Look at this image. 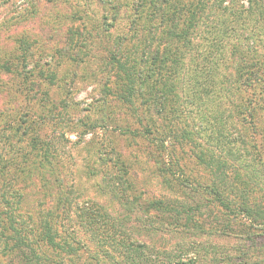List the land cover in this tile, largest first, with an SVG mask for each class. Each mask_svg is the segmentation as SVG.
Segmentation results:
<instances>
[{
	"label": "rangeland",
	"instance_id": "1",
	"mask_svg": "<svg viewBox=\"0 0 264 264\" xmlns=\"http://www.w3.org/2000/svg\"><path fill=\"white\" fill-rule=\"evenodd\" d=\"M136 1L0 0V63L10 61L9 57L17 49V39L35 38L36 47L48 49L61 45L70 26L85 27L84 32H88L91 23L95 27L105 26L110 32L108 43L115 37L130 36L128 21L135 14L131 6ZM238 2L244 9L248 8L246 0ZM211 4L212 10L201 16L193 32L190 50L180 64L182 71L177 74V80H171L173 95L180 100L181 115L175 120L178 124L167 125L170 132L160 130L164 145L151 139L156 134L133 137L119 131L117 124L132 129L140 127L124 107H112V120H98L93 107L102 100L106 53L98 40H93L95 31H89L92 35L84 41L87 54L77 69V80L70 77L71 66L62 63L57 68L56 86L50 89L49 99L56 102L58 110L53 112L57 111L58 117L37 128L33 136L38 135L46 144L47 158H55L52 163L56 162L57 176H54L58 182L50 180L43 187L42 181L33 174L26 180L15 173L11 184L21 195L23 213L27 209L36 217L40 211L42 215L46 211L55 212L59 217L53 228L60 238L57 241L75 246L78 243L79 250L70 253L64 264H86L88 260L92 264H252L260 258L257 246L264 240V225L252 223L244 216L226 214L204 190L213 175L200 163L199 157L201 149L203 153L208 149L216 158L226 159L229 167L225 172L229 186H234V194L242 191L251 204L257 203L260 209L257 211L264 214V146L245 113H254L259 121L256 126L264 129V101L257 91L262 81L253 84L255 87H242L237 77L240 60L230 53L233 45H238L242 52L264 55V30L260 23L254 24V14L243 16L245 27L241 26L237 32L228 26L222 27L218 21L223 16L228 21H234V17L219 11L217 2ZM152 19L154 26L143 31L147 37L149 32L153 33L147 51L159 49L163 39L158 17ZM138 36L143 37L140 33ZM0 82L4 84L0 88L1 127L6 119L13 120L16 115V121L20 115L17 86L21 77L8 75L0 68ZM64 83L68 89L63 87ZM40 84L46 87L48 82L40 81ZM65 103L68 111L61 110ZM51 106L52 103L41 104L37 113H47ZM168 109L166 106L159 111L161 116L145 111L157 126L163 124L162 118L169 117ZM152 111L155 113V109ZM28 115L32 117L31 112ZM82 120L95 123V128L83 126ZM69 123L75 127L74 131H70ZM212 126L219 129L221 137L215 136ZM11 127L18 126L14 123ZM186 132L191 133V138L180 139ZM239 133L249 135L245 144L241 143ZM28 141V136L18 142L17 136L10 132L1 133L0 166L11 157L21 159L25 152H30ZM222 143L228 144L225 148L231 147L236 154L225 155V150L220 148ZM46 148H41L43 154ZM251 149L257 153L256 160L248 154ZM258 158L262 159L260 164ZM5 183L1 174L0 186L5 187ZM234 194L229 198L226 195V199L238 205ZM157 202L163 204L160 210L153 208ZM91 212L99 214L97 225L91 223ZM4 251L5 255L0 254V264H8L4 257L9 250ZM26 253L25 249L20 250L18 256L24 260ZM13 258V264H22Z\"/></svg>",
	"mask_w": 264,
	"mask_h": 264
},
{
	"label": "trees",
	"instance_id": "2",
	"mask_svg": "<svg viewBox=\"0 0 264 264\" xmlns=\"http://www.w3.org/2000/svg\"><path fill=\"white\" fill-rule=\"evenodd\" d=\"M246 1L248 4L247 9H244V6H241L238 0H137V3H132L131 6L135 14L128 21L130 36L124 35L119 39L115 37L111 43H108L110 42L108 40L110 36L109 29L104 25V28L95 27L93 23H91L92 26L88 32H84L86 30L85 27L70 26L63 35L61 45L51 46L48 49L36 47L38 41L28 36L16 40L17 49L9 57L10 61L0 63V68L8 75L12 73L15 77H21V83L17 86V93L21 99V104L17 108L20 115L16 121L14 119L16 115L12 117L13 120L11 118L9 120L6 119L4 125L0 127V134L8 131L10 135L17 136L18 142L28 136V144L31 147V151L25 152L21 159L11 157L7 163H3L0 166V170H2L0 175L2 174L3 179H6L5 187H3L4 185L2 186L3 188L0 186V237L2 238H0V247H2L0 248V254L5 255L4 250H9V253L4 257L7 258L8 264H13L14 256L19 259L18 262L22 261V264H64V262L68 261L70 253L74 254L75 250H79L76 249L78 243L75 246L71 242L57 241L59 236L53 228L59 217L55 212L46 211L42 215L43 211H40L36 217L27 212V209H24L23 213L20 207L21 195L15 192L11 182L15 179V173H17V176L21 175L18 176L20 178L24 176L26 180L33 174L38 178L39 182L42 181L41 186L43 187L50 180L55 183L58 182L57 175L54 172V170L57 171L56 162L52 163L55 158L53 157L51 160L47 158L46 144L40 141L38 135L33 136V134L40 129L39 127L44 126L47 121L48 123L55 121L58 117L57 111L53 112V110H58L56 102L54 100L51 102V99H49L50 89L56 86V70L62 63H66L73 70V72L69 73L71 79L77 80V69L81 68V64L87 54L85 51L87 46L84 41L88 39L89 35H92L89 31H95L93 40H98L99 46L106 53L102 69L104 74L101 89L102 100L97 102V104L99 103L97 107H93L99 116L98 120L110 121L113 119L112 109L124 107L136 118L140 127L132 129L117 124L116 127L119 128V131L130 133L133 137L156 134L151 139L156 141L157 144L162 143L164 145L163 133L160 130H165L167 133L170 132L171 129H167V125L177 122L175 120L181 115L179 110L180 100L177 95H173L174 83H171V80H177V74L182 71L180 64L190 50L193 32L198 28L201 16L212 10L213 5L211 3L217 2L220 6V8L217 7L219 11L223 10V12H228V17H234V21H228V18L223 16L218 21V25L222 27L228 26L231 31L237 32V30L241 29V26L245 27L244 22L246 20L243 16L254 14V24L260 23L264 30V0ZM153 16L158 17V28L162 27L161 34L163 39L160 42L159 49L155 48L152 51H147V48L150 47L153 33L149 32L147 37L143 31L145 27L154 26ZM252 30L254 29L252 28ZM256 30L260 31V28L257 27ZM139 33L143 37L139 38ZM146 52L149 54H146ZM230 53L233 57L237 56L240 60L241 66L237 69V77L240 79L242 87H255L253 84L256 85L257 81L260 83L262 81L257 91L259 98L264 101V55L258 56L252 51L250 53L242 52L239 50L238 45H233ZM249 60L250 63L247 64ZM40 81L48 82L47 86L40 84ZM31 86L35 90H32ZM67 86L68 84H63V87L68 89ZM57 87L61 88L60 86ZM0 88H4V84H1V82ZM43 90L44 93L40 95V91ZM42 96H44L43 99L41 98ZM13 103L16 104L15 101ZM49 103H52V109H48L47 113H37V108L41 104L45 106ZM60 105L61 103L59 102L58 107ZM67 105V103L63 104L64 109L61 108V110H67ZM166 106L169 108V117L159 119L163 124L159 123L155 126L156 124L152 122L151 115L161 116L159 111H162ZM34 108L36 110L33 111ZM153 108L155 113L152 111L154 110ZM145 109L151 115L147 114ZM142 110L145 111L144 115L141 113ZM30 112L32 117L28 115ZM245 113L248 121L252 123L251 126L258 130V136L263 141L264 146V129L256 126L259 124L258 117L256 118V115L251 111H246ZM245 113L243 114L244 119L246 118ZM239 114L242 115V112H239ZM13 122L18 126L16 129L11 127V124H14ZM81 123L89 129L96 126L95 123L89 124L85 120H82ZM33 124L37 125L33 126ZM69 124L71 125V123ZM160 127L163 128L160 129ZM69 128L70 131H74L75 127L71 125ZM212 128L216 137L222 136L216 126H212ZM237 135L243 144H245V139L250 138L246 133ZM187 137L189 140L191 133L186 132L180 135V139L185 140ZM169 139H171V136ZM40 146H45L46 152L44 154ZM226 146L228 144L222 143L220 145L221 151L225 150L227 153L225 155L234 156L236 151H232L231 147L229 149L225 148ZM38 147H40L39 150ZM202 151L203 149L200 150L202 156L199 157V161L208 167L213 175L212 181L204 186V190L213 196V200L228 216H244L249 218L252 223L264 225V214L262 215V213L257 211L260 210L255 205L257 203L253 202L251 204L248 201V196L242 191L234 194V189H232L234 186H229V179L225 172L227 171L226 168L229 167L226 159L216 158L211 150L205 149L204 153ZM248 154L256 160V152L254 153L251 149ZM258 159V164H260L262 159ZM43 169L44 171L39 173L35 171ZM3 190L4 193H2ZM231 194H234L237 198L238 205H234L233 202L226 199V195L229 198ZM162 205L161 202H157L154 203L153 208L160 210ZM92 212L91 214L88 213L91 216V223L97 225L99 214ZM257 217L259 221H255ZM29 223L32 224L29 226ZM257 247L259 249L257 253L260 258L254 259L252 264H264V257H261L264 256V240ZM23 249L27 251L26 257L23 256L24 260H22L21 256H18V252ZM48 249H50V252L47 251ZM240 262L242 261L240 260ZM86 264H92V260L86 261Z\"/></svg>",
	"mask_w": 264,
	"mask_h": 264
}]
</instances>
